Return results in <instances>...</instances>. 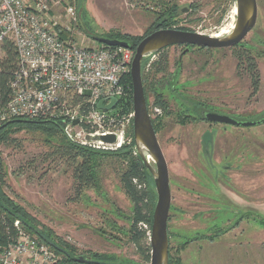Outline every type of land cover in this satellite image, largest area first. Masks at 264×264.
Wrapping results in <instances>:
<instances>
[{
  "label": "rangeland",
  "instance_id": "374dc122",
  "mask_svg": "<svg viewBox=\"0 0 264 264\" xmlns=\"http://www.w3.org/2000/svg\"><path fill=\"white\" fill-rule=\"evenodd\" d=\"M45 1L60 20L66 9L76 6V0ZM163 1L182 9L179 26L188 32L214 36L222 30L231 33L234 28L235 0H82L79 17L87 33L95 36L106 38L118 33L142 37ZM256 3L255 26L243 40L258 63L261 83L256 95H251L247 77L236 74V62L229 48L165 50L167 78L171 74L176 76L170 84L179 89L176 95H180H174L176 102L166 96L168 106L176 111L177 103L186 105L196 119L181 126L172 116L164 117L162 130L157 134L169 172L170 246L178 249L183 241L200 234L205 238L189 241L180 250L181 264H264V225L261 224L264 222V124L249 128L210 124L200 120V108L189 103L200 102L206 106L204 110L211 109L212 113L240 122H254L264 116V0ZM192 5L196 6V12ZM73 28L79 45L99 46L80 30L78 22ZM156 58L146 59L145 73ZM124 89L123 97H126L125 84ZM148 103L152 118L163 116L162 112H155L150 95ZM129 114L130 111L120 108L114 113L126 124L123 145L130 143L127 133L132 124L126 123ZM61 134L66 139L62 126ZM205 134L209 135L207 144L203 141ZM14 138L22 145L21 150L0 149L7 173L5 192L17 205L74 247L77 256L91 252L120 261L140 262L126 237L112 229L113 223L127 227L121 216L112 212L118 210L128 215L131 209L120 188L116 164H107L103 170L100 194L87 190L81 199H76L70 172L61 162H39L34 170L26 168V163L48 150L42 135L23 130ZM21 166L23 173L18 170ZM97 231L105 232L104 236ZM212 236H215L213 242L208 239Z\"/></svg>",
  "mask_w": 264,
  "mask_h": 264
},
{
  "label": "trees",
  "instance_id": "16d2710c",
  "mask_svg": "<svg viewBox=\"0 0 264 264\" xmlns=\"http://www.w3.org/2000/svg\"><path fill=\"white\" fill-rule=\"evenodd\" d=\"M233 1V0H232ZM77 3V0H76ZM193 12H196V6H190ZM183 13L175 4L170 2H161V10L155 14L154 21L150 29L142 37H134L125 34H109V39H118L129 44L130 50L134 52L138 43L147 35L161 29H175L181 31H189L180 24V15ZM82 31L80 24L78 23ZM100 46V45H99ZM170 48V47H169ZM197 51H209L205 48H194ZM167 49V48H166ZM158 51L154 54L156 61H154L145 73L146 60L141 65V79L143 84L144 96L146 100L147 110L150 116V105L148 103V95L152 96V107L162 112V117L151 119L152 127L155 134H159L162 130V118L172 116L175 122L181 126L195 122L196 119L190 114V110L186 105L178 104L176 111H171L169 103L165 99H174V95L179 94V89L171 85L170 82L176 80V76L171 74L168 79V57L165 50ZM231 55L235 59V71L238 76H246L249 81V89L251 95H256L260 88L261 77L256 60V55L252 53L250 47H246L243 42L239 45L230 48ZM17 54L13 43L10 40H5L0 44V107H3L10 97L9 82L11 81L15 71L17 70ZM158 75L160 77H158ZM125 81V82H124ZM123 83L127 85V96L119 99L117 109L123 111H132V84L129 71L123 76ZM165 84L169 87H165ZM183 84H181L182 86ZM181 90L183 89L180 88ZM178 92V93H177ZM177 96V95H176ZM178 95L177 97H179ZM81 97H75L73 104L81 102ZM200 108L199 118L202 112H212V110H204L206 106L198 102H190ZM192 106V107H193ZM192 109V108H191ZM37 132L45 139L48 150L39 153L34 159L26 163V168L34 170L35 166L40 162L47 161L62 163L70 172V177L73 183L75 198L81 199L84 192L87 190L101 193L100 177L107 164H116L118 171H116L120 188L131 204L130 213L123 215L118 210L112 213L121 216L126 222L125 229L118 227L113 223L112 229L126 237L128 243L136 251L140 262H126L120 261L116 258L106 255L88 252L87 256L93 263L91 264H149L150 262V245L148 238V231L151 229L152 212L155 205L156 196L154 193L153 180L148 171L145 169L134 145L132 126L129 128L127 136L130 138L128 145H123L121 149L115 152H100L88 148L79 147L68 142L61 134V124L54 120H27V119H12L0 125V148H14L22 149V145L14 135L20 131ZM23 167H19V172L23 173ZM6 169L2 158V151L0 149V250L6 248L9 244L15 242L17 237V229L14 227V222H19V227L38 240L40 243L47 245L41 240L32 230L40 229L47 237L55 243L60 249L70 253L71 256H65L60 252L50 248L58 257L56 264H77L72 260V256L76 257L74 247L66 241L55 236L51 230L42 226L31 215H29L22 207L17 205L5 192L6 190ZM171 210V206H170ZM116 212V213H115ZM261 223V222H260ZM264 225V222L261 223ZM143 226H146L145 229ZM217 231L219 227H214ZM215 231V232H217ZM99 232V231H97ZM104 236L105 232H99ZM219 233V232H217ZM168 234V264H181L179 252L184 248L189 241L196 239H205L203 235L183 241V244L178 249L170 246L171 232L167 228ZM110 239H113L110 238ZM211 242L215 240V236L208 238Z\"/></svg>",
  "mask_w": 264,
  "mask_h": 264
},
{
  "label": "built area",
  "instance_id": "2783aa9c",
  "mask_svg": "<svg viewBox=\"0 0 264 264\" xmlns=\"http://www.w3.org/2000/svg\"><path fill=\"white\" fill-rule=\"evenodd\" d=\"M59 17L45 0H0V44L5 40L13 43L18 64L9 82L10 97L0 107V125L12 119L59 121L71 144L117 150L125 143L126 124L114 113L125 92L123 76L130 69L134 52L79 45L73 35L78 22L76 6L66 9L62 17L67 21ZM75 97L83 100L74 105ZM112 98L117 102L110 111L97 109L98 102L106 106ZM126 119L132 124V111ZM109 135L115 137L112 144L94 140ZM14 227L16 240L0 250V264L58 262L59 257L23 231L18 221Z\"/></svg>",
  "mask_w": 264,
  "mask_h": 264
},
{
  "label": "water",
  "instance_id": "95a60500",
  "mask_svg": "<svg viewBox=\"0 0 264 264\" xmlns=\"http://www.w3.org/2000/svg\"><path fill=\"white\" fill-rule=\"evenodd\" d=\"M81 7L82 0H77L76 12L78 23L91 41L107 47H117L130 50L129 44L125 41L99 37L87 33V30H85L79 17ZM235 14L236 20L231 33L220 38L175 29H161L144 37L134 50L133 59L129 69L132 84V135L136 151L145 169L152 177L156 195L149 238L151 249L149 264H168L169 243L167 221L171 204V191L168 166L159 145L157 135L153 130L147 110L141 79V65L147 58L153 56L158 51L173 46H192L205 49H230L239 45L255 26L257 19L256 0H235ZM116 102V99L112 98L108 105L103 106L102 101H100L97 103L96 107L100 110L110 111L116 105ZM201 117L204 121L210 124H222L242 128L264 124V116L254 122H240L228 116L212 112H202ZM76 122L77 121H75L74 124H76ZM208 137V134H205L203 137L205 144H207ZM94 140H100L112 144L115 142V137L109 135L105 137H96ZM148 158L151 159L152 164L149 162ZM32 230L49 247L65 256H71L70 253L60 249L55 243H53L40 229L32 228ZM72 260L77 264L93 263V261L87 256H72Z\"/></svg>",
  "mask_w": 264,
  "mask_h": 264
},
{
  "label": "bare ground",
  "instance_id": "6f19581e",
  "mask_svg": "<svg viewBox=\"0 0 264 264\" xmlns=\"http://www.w3.org/2000/svg\"><path fill=\"white\" fill-rule=\"evenodd\" d=\"M229 33H230V31L222 30L219 34L214 35V37L220 38V37H222V36H224V35H228ZM148 160H149V158H148ZM149 161H150V160H149Z\"/></svg>",
  "mask_w": 264,
  "mask_h": 264
},
{
  "label": "flooded vegetation",
  "instance_id": "af4514ba",
  "mask_svg": "<svg viewBox=\"0 0 264 264\" xmlns=\"http://www.w3.org/2000/svg\"><path fill=\"white\" fill-rule=\"evenodd\" d=\"M173 47H182L184 49V51H187L189 50V47H192V46H173ZM194 48H197V47H194Z\"/></svg>",
  "mask_w": 264,
  "mask_h": 264
}]
</instances>
